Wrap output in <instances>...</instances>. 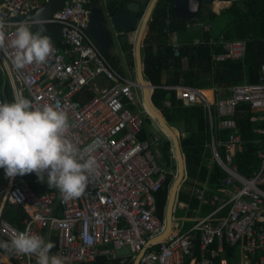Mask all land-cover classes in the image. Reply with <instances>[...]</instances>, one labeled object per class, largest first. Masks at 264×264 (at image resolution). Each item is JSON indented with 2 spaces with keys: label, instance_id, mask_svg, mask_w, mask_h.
<instances>
[{
  "label": "built area",
  "instance_id": "built-area-1",
  "mask_svg": "<svg viewBox=\"0 0 264 264\" xmlns=\"http://www.w3.org/2000/svg\"><path fill=\"white\" fill-rule=\"evenodd\" d=\"M90 2L66 0L63 9L45 21L60 26L58 44L62 49L52 43L54 49L46 62L17 70L11 62L15 51L11 47L13 33L19 22L34 21L16 19L36 11L43 3L0 0V23L5 33L4 50H0V102L7 82L13 98L22 95L34 107L52 105L66 112L67 138L82 157L96 160L83 195L72 200L62 199L55 187L36 194L23 176L7 177L0 168V178L6 184L0 200V237L10 243L15 232L28 230L48 242L50 233H54V255L62 257L64 264H87L98 256L117 264H130L142 252L138 264H229L223 257V244L241 253L237 264H264V64L256 83L231 86L226 97L209 100L200 89L166 87L175 91L184 107H203L209 126L216 121V126L233 132L218 143L210 134L211 152L227 175L225 187L207 197L202 188L195 190L199 199L213 205L220 203L222 211L195 218L194 224L184 230L185 220L177 219L176 211L187 210L188 206L175 199L171 212L174 239L149 246L164 228V220L156 215L155 194L169 173L156 161L158 137H138L144 127L145 108L136 79L118 74L87 31ZM221 3L228 6L229 1ZM173 46L174 50L178 48ZM223 50L215 60L241 61L246 42L225 41ZM87 91L93 93L90 99L84 97ZM242 103L249 104L254 114L251 121L262 122L261 127L253 129L260 136L255 151L260 168L251 176L239 174L233 162L234 153L243 146L234 120ZM210 106L214 107L213 117ZM217 144L222 148L217 150ZM170 152V158L175 160L172 146ZM44 177L43 183L37 180L39 185L47 184L46 172ZM6 204L24 210L26 217L21 228L1 217ZM193 239L197 241L196 248L192 246ZM10 258L14 264H34L37 260L35 255L12 254Z\"/></svg>",
  "mask_w": 264,
  "mask_h": 264
},
{
  "label": "trees",
  "instance_id": "trees-1",
  "mask_svg": "<svg viewBox=\"0 0 264 264\" xmlns=\"http://www.w3.org/2000/svg\"><path fill=\"white\" fill-rule=\"evenodd\" d=\"M124 1L126 3L127 0ZM173 1L159 0L153 9L148 29L141 44L142 73L145 82L153 88L150 96L151 104L164 116L170 127L183 133L182 137H178V146L183 161L190 164V169L184 174L182 186H193V179H196L216 191L225 186L226 174L217 164H214L213 168L209 170L204 167L206 158L204 159L202 156L209 158L210 151L206 112L200 105L184 107L176 98L175 91L166 87L183 85L200 90L215 88L217 96L224 91L226 94V90L231 86L241 83H256L260 66L264 64V0L259 2L231 0V5L219 10L218 14L209 11V16L205 18L208 22L204 23L207 28L199 30L198 43L190 36L191 31L187 28L188 22L177 18L171 12L170 6ZM143 10L145 7L139 13L138 19L142 17ZM109 12L113 14L114 9L110 8ZM172 33L177 35V40L181 43L176 51L168 42L169 35ZM220 35L225 40L246 42L243 60L217 61L214 59L216 54L222 53L220 47L214 45ZM121 44H123L121 51L131 62L133 46L127 43ZM58 48L61 50L62 45L58 44ZM105 57L111 66L119 72L117 57L109 58L106 54ZM1 98L2 102L13 101L11 89L7 83L3 87ZM209 110L214 116V107L210 106ZM253 116L248 103L240 104L234 116L240 135L245 141L243 152L236 155L238 171L243 175H247L248 166L250 164L254 166L257 161L253 156V142L257 137L253 133V129L261 127L262 122L251 121ZM143 118L144 127L138 136L141 140L149 139L153 135L146 131V125H150L149 116L144 115ZM215 134L218 135V138L224 139L228 136L229 131L215 132ZM159 135L157 147L154 149L155 154L157 152L156 161L169 173L162 188L155 194L156 215L159 220H162L168 189L175 172V161L170 158L171 142L163 134L159 133ZM221 156L224 157L223 150ZM23 177L36 194H42L51 189L48 184L39 185L35 173L25 174ZM3 186L4 181L0 178V189ZM176 200L188 204L192 209L197 206L196 200L183 189L177 192ZM208 209L210 210V208ZM183 211L187 212L186 209ZM177 212L180 213L179 210ZM25 216L24 210L20 207L6 204L1 210V217L17 227L22 226L21 220ZM0 241H4V239L0 237ZM237 251V248H230L223 244V257L229 264L238 263ZM0 253L9 254L3 249H0ZM89 264L109 263L103 257H97ZM185 264H188V261Z\"/></svg>",
  "mask_w": 264,
  "mask_h": 264
},
{
  "label": "clouds",
  "instance_id": "clouds-1",
  "mask_svg": "<svg viewBox=\"0 0 264 264\" xmlns=\"http://www.w3.org/2000/svg\"><path fill=\"white\" fill-rule=\"evenodd\" d=\"M222 1L229 0L217 2ZM33 23L41 25L35 34L30 31ZM43 23L19 22L11 40V47L15 50L11 62L17 70L33 63L43 64L53 52L50 38L41 35L45 31ZM3 27V23H0L2 51L5 40ZM68 129L67 113L52 105L34 107L32 101L22 95L12 102H0V168L4 169L7 177L35 173L41 183L46 172L48 187L58 189L62 199L79 198L95 171L96 160L92 157L85 159L78 153L67 138ZM168 140L172 146V141ZM53 247L52 242H46L43 237L28 230L15 232L10 243L0 241V249L8 253L35 255L36 264H64V259L59 255H50Z\"/></svg>",
  "mask_w": 264,
  "mask_h": 264
},
{
  "label": "water",
  "instance_id": "water-1",
  "mask_svg": "<svg viewBox=\"0 0 264 264\" xmlns=\"http://www.w3.org/2000/svg\"><path fill=\"white\" fill-rule=\"evenodd\" d=\"M158 1L159 0H131L127 6L128 10L126 12L113 14L109 16L105 22H103L102 13L98 9L92 8L87 28L90 37L96 42L98 48L104 54L105 52H110L114 49V43L117 40H127L129 44L133 45L136 63V80L142 92L143 105L145 110L149 109L155 116L153 119L146 112V115L150 118V125L155 129V131L164 134L172 141V150L175 156V175L168 189L164 207V228L159 236L151 241L149 246L165 241L169 236L173 221L171 212L176 199V194L183 182L184 174L190 169V164L183 161L174 129L166 123L164 116L151 104L150 96L153 88L150 84L145 82L142 73L141 44L144 39L145 31L147 30V24L150 20L152 11ZM214 1L219 0H174L171 4L170 10L177 18L194 24L196 19L200 17L201 4L203 2L208 4ZM252 1L259 2L260 0ZM65 2L66 0H46L36 11H31L23 17L19 16L16 20H22L24 18L26 20L44 21L42 26L45 31L41 35L49 37L51 42L57 45L61 40L60 26L49 24L45 21L50 20L56 11L62 10ZM145 3H147L146 10L142 18L139 20L138 14L141 11L142 4ZM206 7L207 5H204V8ZM193 17L195 19H193ZM40 27V24H33L30 31L35 34L39 31ZM134 32L136 33V39L133 42L129 39L128 35L133 34ZM114 51L115 54H118V51ZM192 246L196 248V239L192 240ZM141 255H143V252L137 255L132 264H138Z\"/></svg>",
  "mask_w": 264,
  "mask_h": 264
},
{
  "label": "crops",
  "instance_id": "crops-1",
  "mask_svg": "<svg viewBox=\"0 0 264 264\" xmlns=\"http://www.w3.org/2000/svg\"><path fill=\"white\" fill-rule=\"evenodd\" d=\"M158 3V2H157ZM156 3V4H157ZM214 2H211V4H213ZM218 3H221V2H218ZM202 4H205L204 2L202 3ZM202 4H201V6H202ZM226 6V5H225ZM171 7V6H170ZM211 7V6H210ZM224 8H227V6L226 7H224V4L222 3V7H220L219 8V10H222V9H224ZM146 10V9H145ZM145 10H143V14H144V12H145ZM215 10V12L217 13H219V10H216V8L214 7V9H213V7H211V11H214ZM141 11H142V9H141ZM140 11V12H141ZM139 12V13H140ZM153 12V11H152ZM217 13V14H218ZM143 14H142V16H143ZM139 15V14H138ZM152 15V14H151ZM142 18V17H141ZM140 18V19H141ZM139 19V20H140ZM150 20H151V17H150ZM149 20V21H150ZM202 21V20H201ZM149 23V22H148ZM202 25H204L203 23H202ZM138 26V25H137ZM197 25H188L187 26V28L188 29H190V31L194 34L195 32H194V29H198V31L199 30H201V29H203V30H205L207 27L206 26H203V28L202 27H200V28H198V27H196ZM147 29H148V24H147ZM147 31V30H146ZM146 31H145V34H146ZM200 32V31H199ZM134 34L135 35H133V34H129L128 36H129V39H131L133 42L135 41V39H136V33L134 32ZM145 36V35H144ZM177 35L175 34V33H172V34H170L169 35V44L172 46V47H174L173 45H178V48L181 46V43H179L178 42V40H177V37H176ZM198 37L199 36H194V38L192 37V35H191V38H193L195 41H196V43H198L199 42V40H198ZM117 41H120V43H127L128 45H131V44H129L128 43V41L127 40H125V41H121V40H117ZM116 41V42H117ZM233 42V41H237V40H225L224 39V37L222 36V35H220L218 38H217V41H216V43L214 44L216 47H220V49H221V51L222 52H224V50H223V42ZM238 41H242V40H238ZM133 46V45H132ZM121 47H123V44H119V43H116V44H114V49H113V51L114 50H116V51H118V54H115V56H114V52L113 53H111V56H109V53H107V52H105V54H106V56L107 57H109V58H113V57H117V59H118V69H119V72H118V70L117 69H115L117 72H118V74H123V75H127V77L128 76H130V77H132L133 79L136 77V63H135V57H134V49L132 48V50H131V52H132V61L130 62L126 57H125V54L123 53V51H120V49H121ZM177 48V49H178ZM174 49V48H173ZM176 49V50H177ZM175 50V51H176ZM220 54V53H219ZM219 54H216V56L215 57H217V56H219ZM214 57V58H215ZM133 63V64H132ZM141 63H142V58H141ZM143 67V66H142ZM5 82V81H4ZM5 83H7V82H5ZM5 83H4V85H5ZM8 85V84H7ZM4 87V86H3ZM216 90L217 89H205V90H202L203 92L204 91H210V94L211 95H213V98H210V99H215V98H218V97H226V96H228L229 95V91H228V89L226 90V94L224 93V92H222V94H220V95H217L216 97H215V95H216ZM215 92V93H214ZM11 93H12V91H11ZM85 95H84V97H85V99H90L92 96H93V93L92 92H90V91H87V92H85L84 93ZM91 96V97H90ZM12 97H13V95H12ZM14 99V98H13ZM182 105V104H181ZM193 106H195V105H193ZM189 107V106H188ZM205 110V109H204ZM205 112H206V110H205ZM206 117H207V114H206ZM211 117H213V115H211ZM235 120V119H234ZM236 121V120H235ZM209 127H210V130H209ZM172 128H174V127H172ZM175 129V128H174ZM207 129H208V133H209V142H208V148H210V146H209V143H210V134L211 135H213V140H215V142L216 143H218L219 141H225V140H227L229 137H230V135H231V133L233 132L232 130H226V129H223V128H221V127H218V126H216V121H211V125L209 126V124H208V117H207ZM239 129V128H238ZM229 131V134H228V136L226 137V138H224V139H221L220 137L218 138V135L217 134H215V132L216 133H220V132H224V131ZM150 133H152L153 132V130H150L149 131ZM175 132H176V134L177 133H182V132H179V131H177L176 129H175ZM253 133L255 134V135H257V137H256V139L254 140V142H253V146H254V151H253V156L256 158V162H255V164H254V166H252L251 164L248 166V168L249 169H247V175H243V174H241L239 171H238V165H237V163H236V155L237 154H240V153H242L243 152V148H244V144H245V141L243 140V146H242V150H240V151H236L235 153H234V155H233V162H234V164H235V166H236V168H237V171H238V173L239 174H241V175H243V176H251V175H253L254 173H257L258 172V170H259V168H260V163H259V159L255 156V151L259 148L258 146H259V139H260V136L257 134V133H255L254 131H253ZM153 134V133H152ZM239 135H240V131H239ZM241 136V135H240ZM178 137H180V136H178ZM182 137V136H181ZM242 138V137H241ZM217 147H218V149L217 150H219L220 148H222V147H219V144H217ZM210 151H209V158H207V157H205L204 155L202 156L204 159L206 158V161H205V163H204V167H206V169H211V168H213V166H214V164H217L219 167H220V165L217 163V161L215 160V157H214V153L213 152H211V148L209 149ZM219 153H220V151H218ZM155 155H157V152H156V154ZM222 157V156H221ZM223 158V157H222ZM204 161V160H203ZM220 169H222L221 167H220ZM222 171L226 174V172L222 169ZM226 176L227 175H225V178H224V181H225V185H226ZM3 180V179H2ZM4 181V180H3ZM193 181H194V184H193V186H186L185 185V187L184 186H182V188L181 189H183L184 191H187L188 192V194H190V196L191 197H193L195 200H196V202H197V206H196V208H194V209H192V208H190L189 207V205L188 204H185V203H181V202H178V203H180V204H185L186 206H188V209H187V212L186 211H183V210H181V209H177V211L179 210V212H185L186 213V216L185 217H178V218H181V219H184L185 221L187 220V219H189V220H191L192 221V225L194 224V219L195 218H202V217H205V216H207V215H209V214H211V213H214L215 211H217V210H219V211H222V209H220L221 208V204L219 203V204H210L209 203V201H203L202 199H199L198 198V194L195 192V190L196 189H201L202 188V190H204V191H206L205 193H206V197L209 195H214V194H216V193H218V191L220 190V189H222V188H220V189H218V190H216L215 191V189H211L206 183H200L198 180H194L193 179ZM5 182H4V186H3V188L2 189H0V200H1V195H2V192L4 191V189H5ZM225 187V186H224ZM223 187V188H224ZM47 192V191H46ZM45 193V192H44ZM177 201V200H176ZM5 206V205H4ZM206 207H208V208H210V210L208 209V208H206ZM21 208V207H20ZM176 211V214L178 213ZM220 214H222L221 212H220ZM26 217V216H25ZM24 217V218H25ZM23 218V219H24ZM163 218H164V212H163ZM23 219L21 220V224H22V226H23ZM163 220V219H162ZM161 220V221H162ZM14 226V225H13ZM21 226V227H22ZM15 227H17V226H15ZM21 227H17V228H21ZM4 241H5V239H4ZM48 241H50V242H52L54 245H55V247H53L52 249H51V252H50V255H54V253H55V250H56V246H57V239H56V236H55V234L54 233H50V236H49V238H48ZM229 246V245H228ZM230 247V246H229ZM231 248V247H230ZM234 248V247H233ZM128 253V251L127 252H125V254H127ZM1 255H3L5 258H6V260H7V264H14L13 263V261H11V253H9V254H2V253H0ZM241 253L239 252V251H237V260L240 262V260H241V255H240ZM98 257H102V256H98ZM97 258V257H96ZM104 258V257H103ZM95 259V258H94ZM105 259V258H104ZM109 264H117V262L116 261H109V260H107V259H105ZM94 261V260H93ZM92 261V262H93ZM89 263H91V262H89ZM89 263H87V264H89ZM133 263V261H131L130 262V264H132ZM34 264H36V263H34ZM76 264H83V263H76ZM129 264V263H128Z\"/></svg>",
  "mask_w": 264,
  "mask_h": 264
},
{
  "label": "flooded vegetation",
  "instance_id": "flooded-vegetation-1",
  "mask_svg": "<svg viewBox=\"0 0 264 264\" xmlns=\"http://www.w3.org/2000/svg\"><path fill=\"white\" fill-rule=\"evenodd\" d=\"M131 2V0H127L126 3L124 0H91L90 2V7L91 9L92 8H95V9H98L102 15H103V22H105L109 16L113 15V14H118V13H123V12H126L128 9H127V6L129 5V3ZM232 1L229 0V4L227 7H229L231 5ZM146 4H142L141 6V9H146ZM204 5H207L206 8H204ZM214 5V4H213ZM211 3H208V4H202L201 6V10H200V17L198 19H196V22L194 24L190 23L189 21H187V26L188 25H197L196 27L200 28L205 25L201 20H204L205 18H207L209 16V11H211ZM225 7V5H224ZM110 8H113L114 9V13L113 14H110L109 12V9ZM213 9H214V6H213ZM215 11V10H214ZM193 19H195L193 17ZM202 23L204 25H202ZM106 28V26H105ZM116 43H120V41H117L115 42L114 44ZM121 51V49H120ZM114 52V56H115V51L111 50L110 52H107L109 53V56H111V53Z\"/></svg>",
  "mask_w": 264,
  "mask_h": 264
},
{
  "label": "rangeland",
  "instance_id": "rangeland-1",
  "mask_svg": "<svg viewBox=\"0 0 264 264\" xmlns=\"http://www.w3.org/2000/svg\"><path fill=\"white\" fill-rule=\"evenodd\" d=\"M43 2H44V0H40V3H43ZM213 12H215V11H213ZM215 13H216V12H215ZM207 22H208V20H205V19L203 20V23L206 24ZM194 32H195L194 34L191 32V35H192L193 38H194V36H199V35H200V32L198 31L197 28L194 29ZM133 35H135V34H133ZM191 35H190V36H191ZM151 129H152V130H155L152 126H150V125L147 124V125H146V131L149 133V131H150ZM154 134H155V136H157V137L160 136L159 133H158L157 131H154V132H153V135H154ZM174 174H175V172H174ZM182 185H183V184H181L179 190L182 188ZM176 216H177V217H185V216H186V213H185V212H180V213H177ZM177 219H179V218H177ZM174 225H175V224H173V227H174ZM191 225H192V221L189 220V219H187V220L184 222V228H183V229L186 230V229H188ZM126 250H127V249H126Z\"/></svg>",
  "mask_w": 264,
  "mask_h": 264
},
{
  "label": "bare ground",
  "instance_id": "bare-ground-1",
  "mask_svg": "<svg viewBox=\"0 0 264 264\" xmlns=\"http://www.w3.org/2000/svg\"><path fill=\"white\" fill-rule=\"evenodd\" d=\"M213 4H211V7L214 6L216 8V10H219V8L222 7V3H218L217 1H215ZM203 93L210 100V98H211L210 91H204ZM146 112L151 116V118L154 119L155 116H154L153 112H151L149 109H147ZM174 237H175V232L169 233V236L166 238L165 242L172 241L174 239ZM0 264H7V260L3 255H0Z\"/></svg>",
  "mask_w": 264,
  "mask_h": 264
}]
</instances>
